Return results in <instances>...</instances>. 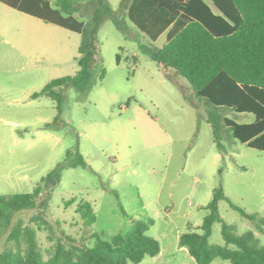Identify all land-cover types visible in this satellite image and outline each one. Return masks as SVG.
Here are the masks:
<instances>
[{
	"label": "rangeland",
	"instance_id": "374dc122",
	"mask_svg": "<svg viewBox=\"0 0 264 264\" xmlns=\"http://www.w3.org/2000/svg\"><path fill=\"white\" fill-rule=\"evenodd\" d=\"M106 1L110 11L103 6L85 17L99 46L94 81L85 90L58 89L61 111L56 100L33 94L79 71L82 36L59 27L41 42L16 43L9 34L0 36V194L33 192L69 159V151L76 159L79 150L92 168H65L57 185L44 186L38 207L21 215L37 229L45 260L57 236L92 246L95 233L110 239L138 221L153 220L148 234L163 251L128 264H197L178 236L202 232L205 206L216 187L234 204L264 218V151L224 128L221 153L206 119L210 104L184 77L161 70L139 48H162L167 35L154 42L131 21L133 0ZM220 113L240 123L255 120L252 113ZM83 200L96 212L92 225L78 210ZM219 211L236 232L253 230L264 244V231L228 200L220 202ZM210 242L225 245L221 223H214ZM211 264L232 263L216 258Z\"/></svg>",
	"mask_w": 264,
	"mask_h": 264
},
{
	"label": "trees",
	"instance_id": "16d2710c",
	"mask_svg": "<svg viewBox=\"0 0 264 264\" xmlns=\"http://www.w3.org/2000/svg\"><path fill=\"white\" fill-rule=\"evenodd\" d=\"M0 1L81 34L77 58L79 71L73 76L53 79L33 94L34 98L49 96L56 100L61 111L63 94L58 89L71 86L85 90L94 81L93 69L99 46L92 27L74 15L71 9L73 0H58L61 9H54L49 0H40L39 5L19 3L18 0ZM93 1L82 0L83 16L89 14L84 9ZM97 1L98 10L106 6L110 11L106 0ZM212 2L219 12H215L206 0H133L128 16L153 41L174 24L168 42L162 48L141 45L139 48L149 54L161 70L176 71L184 77L197 96L210 104L206 119L212 126L221 153L225 152L224 128L233 138L264 151V0ZM120 60L118 54L117 61ZM105 73L103 69L101 78ZM224 109L252 113L255 120L240 123L222 115L220 111ZM68 155L69 159L43 177L42 184L33 192L0 194V264H128L139 263L148 255H158L161 243L148 234L153 220H142L127 233H117L110 239L95 233L92 246L68 235L57 236L45 260L37 229L26 225L21 215L38 207L44 186L57 185L65 168L78 165L92 168L79 150L76 159H72V151ZM222 200H228L234 209L255 224L259 232L264 231L263 217L234 204L222 187H216L212 200L205 206L208 214L200 227L202 232L183 233L180 246L188 249L197 264H211L216 258L229 260L232 264H264V244L255 231L238 233L223 219L219 211ZM78 210L87 225L95 223L97 215L89 201H81ZM122 210L125 213L123 206ZM40 220L47 223L41 217ZM215 222L222 224L225 245L210 242ZM4 235L6 243L2 245Z\"/></svg>",
	"mask_w": 264,
	"mask_h": 264
},
{
	"label": "crops",
	"instance_id": "0c3cea01",
	"mask_svg": "<svg viewBox=\"0 0 264 264\" xmlns=\"http://www.w3.org/2000/svg\"><path fill=\"white\" fill-rule=\"evenodd\" d=\"M206 1L210 4V6L213 8V10L215 12H219V10L215 6V4L212 2V0H206ZM18 2L19 3H23V2L26 3L27 2L29 4L33 3V5L34 4L35 5L40 4V0H18ZM49 2H50V5L54 9H61V7L59 6L58 0H49ZM82 4H83L82 0H77V1L73 0L72 5H71V9L74 11V15L77 18H79L80 20H83L85 22H88L85 19V17H88V16L91 17V15L98 10V1L94 0L93 2H89L88 8L84 9L85 12L89 11V14H85L84 16L82 15V11H83V5ZM84 4H87V2H85ZM57 27L63 28L59 25L46 22L39 17L33 16L31 14H28L26 12H23L21 10L13 8V7L7 5L6 3L0 1V36H5V34H9L11 37L14 38V41L16 43H32L35 40L41 39L42 36H44V34L46 32L50 33L51 30L56 29ZM173 27H174V24L162 34V35H164V34L167 35V42L169 39V33ZM63 29H65L68 32L75 34V35L79 34L77 32L68 30L66 28H63ZM79 35H81V34H79ZM69 37H71V35H69ZM159 38H158V40H159ZM4 40L8 41L7 38H5ZM42 40L43 39H41L40 42ZM158 40H156V41H158ZM156 41H154V42H156ZM80 45H81V43H80ZM80 45H79V48H80ZM174 72H176V71H174ZM194 225H196V224L194 223ZM181 235H182V232H180L178 239H180ZM183 248H184V250L188 251V249L186 247H183ZM162 251L163 250L161 248V252Z\"/></svg>",
	"mask_w": 264,
	"mask_h": 264
}]
</instances>
